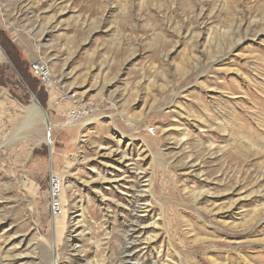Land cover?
<instances>
[{"label":"rangeland","instance_id":"1","mask_svg":"<svg viewBox=\"0 0 264 264\" xmlns=\"http://www.w3.org/2000/svg\"><path fill=\"white\" fill-rule=\"evenodd\" d=\"M0 48V264H264V0H0Z\"/></svg>","mask_w":264,"mask_h":264},{"label":"bare ground","instance_id":"2","mask_svg":"<svg viewBox=\"0 0 264 264\" xmlns=\"http://www.w3.org/2000/svg\"><path fill=\"white\" fill-rule=\"evenodd\" d=\"M249 23H252V22H249L248 20L247 21H245V22H243V21H240L239 22V24H238V26H237V32L239 31V29H240V27L241 26H246V27H248V25H249ZM257 27H259V23H256L255 24ZM235 34V33H234ZM224 38H226V37H224ZM234 38V37H233ZM256 39V38H255ZM244 40V39H243ZM234 41V40H233ZM239 42H240V40H239ZM243 42V41H242ZM240 44V43H239ZM233 47H234V45H232ZM238 45H236L235 47H237ZM230 48V47H229ZM231 49V48H230ZM223 53V52H222ZM230 53V52H229ZM264 54V53H263ZM228 55V54H227ZM226 55V56H227ZM262 57V56H261ZM259 59L261 60L260 61V64H263L264 65V60L262 59V58H260L259 57ZM259 59H258V61H259ZM257 61V60H256ZM214 62H216V63H218L219 64V62L221 63L222 61H221V59H218V60H215ZM262 72H263V75H264V70H261ZM261 95H263V96H258V95H256L257 97H256V99L254 100V103H253V105L255 104V106L257 105V107L258 108H260V110L261 111H263V113H264V90L261 92ZM252 97V96H251ZM254 98V97H253ZM252 98V99H253ZM251 102H253V101H251ZM29 110H30V112H31V115H30V117H38L39 115H38V108L36 107V106H34V105H32L30 108H29ZM44 122V121H43ZM50 140V133H49V135H48V132H47V143H49L48 141ZM40 142H44V143H46V141L45 140H39ZM47 146H48V144H47ZM49 147V146H48ZM125 153V152H124ZM125 156H126V154H125ZM115 167H117V168H120V166L119 165H115ZM57 213V212H56ZM61 214L62 213H60V215H58V216H60L61 217ZM58 216H56V217H58ZM57 221V220H56ZM58 223H59V221H58ZM132 224H133V222H132ZM133 243H134V241L132 240V239H128L127 240V242L124 244V247H123V258H122V260H121V262H120V264H133V262L134 261H136V259L134 258V256H133V253H134V247H133ZM51 264H58V262H52ZM97 264H100L99 262L97 263Z\"/></svg>","mask_w":264,"mask_h":264},{"label":"built area","instance_id":"3","mask_svg":"<svg viewBox=\"0 0 264 264\" xmlns=\"http://www.w3.org/2000/svg\"><path fill=\"white\" fill-rule=\"evenodd\" d=\"M30 74L36 78L40 84L51 87L53 85V79L50 72V69L47 67V65L42 61H35L32 65L29 67ZM70 117H73V114H70ZM54 180H51L50 182V190L53 191V188H55ZM51 211L53 213L58 212V206L53 204L51 207Z\"/></svg>","mask_w":264,"mask_h":264},{"label":"water","instance_id":"4","mask_svg":"<svg viewBox=\"0 0 264 264\" xmlns=\"http://www.w3.org/2000/svg\"><path fill=\"white\" fill-rule=\"evenodd\" d=\"M0 52L4 56V58H6L4 52L2 51L1 48H0ZM28 94H29V97H30L32 105H34V106H36L38 108V115H39L38 117L40 119H43L44 123L46 124V128H47L48 135H49V133H50V125H49V120H48V116H47L46 111L40 106V104L36 101L34 95L30 91H28Z\"/></svg>","mask_w":264,"mask_h":264},{"label":"trees","instance_id":"5","mask_svg":"<svg viewBox=\"0 0 264 264\" xmlns=\"http://www.w3.org/2000/svg\"><path fill=\"white\" fill-rule=\"evenodd\" d=\"M14 65H15L16 69H17L18 71H20V66L17 65V64H15V63H14Z\"/></svg>","mask_w":264,"mask_h":264}]
</instances>
